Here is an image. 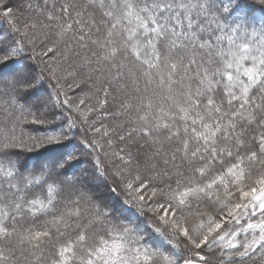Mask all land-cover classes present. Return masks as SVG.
Here are the masks:
<instances>
[{
	"label": "snow or ice",
	"instance_id": "6c2138e0",
	"mask_svg": "<svg viewBox=\"0 0 264 264\" xmlns=\"http://www.w3.org/2000/svg\"><path fill=\"white\" fill-rule=\"evenodd\" d=\"M27 7L0 0V264H264V0Z\"/></svg>",
	"mask_w": 264,
	"mask_h": 264
},
{
	"label": "trees",
	"instance_id": "16d2710c",
	"mask_svg": "<svg viewBox=\"0 0 264 264\" xmlns=\"http://www.w3.org/2000/svg\"><path fill=\"white\" fill-rule=\"evenodd\" d=\"M6 2L8 3V6L12 7L13 12L15 13V19L17 20V25H16L17 27H20L19 23L21 22V20L19 19V16H18L19 11L20 12H24V14H23L24 17L23 18L26 21H29L34 16V12L30 11L28 9V7H27V5L30 2V0H28V1L27 0H6ZM32 2L34 3L35 0H32ZM2 11H3V9L0 8V13H2ZM0 28H3V29H7L8 28L7 20L2 16V14H0ZM69 56H70V58H72V56H74V58L72 60L73 62H79V59H78V57L75 54H69ZM69 56H68V58L66 60L61 61V68L63 70H66L67 69L66 67H68L69 70L68 69L67 70L69 72H74L75 73L74 77H68L67 78L68 83H72L73 81H75V82L80 83V85H81V89L80 90L72 91V90L68 89L67 84L62 82V86L64 87V90L67 92L68 96L70 97V103H73V107H75V104L79 102V99H83V98H85L87 96V97H90V99H86L85 102L87 104H91L92 106H95V103H96V95L95 94H97V89L102 88V87H107L106 84H101L100 83L101 73L100 72H93L90 68H86V67L80 66L79 67L80 69L78 70V74H77V70L75 69V67H73L74 65H73L72 61L69 60L70 59ZM67 64H69V65H67ZM86 71L91 72L92 77L90 76L87 79H82L80 75H83L84 73L86 74ZM91 88H95L94 91H91ZM89 91L92 92V94H90ZM112 95L115 96L116 93H112ZM105 110L110 112V113L117 112L116 101H112L108 105H106V109ZM65 112L68 113V110L65 109ZM68 114L69 115H73L71 113H68ZM92 119H95V115H93V117H90V123L92 122ZM122 120H123V117L113 116V117H109L107 119H104L103 123L108 128L111 129L112 127L122 123ZM97 126H99V123H97ZM39 127L40 126H38V125L37 126H33L32 128H27L26 127L24 129V131L35 135L36 134V129L39 128ZM42 130L43 129H41V131ZM111 139H112L113 147L111 149H107L109 152L118 151L119 147H123V145H120L119 141L116 140L115 136H113ZM101 143L104 144V141H101ZM42 219H46V218H42ZM212 262H213V264H217V262H220L218 260V256L217 255H213Z\"/></svg>",
	"mask_w": 264,
	"mask_h": 264
},
{
	"label": "rangeland",
	"instance_id": "374dc122",
	"mask_svg": "<svg viewBox=\"0 0 264 264\" xmlns=\"http://www.w3.org/2000/svg\"><path fill=\"white\" fill-rule=\"evenodd\" d=\"M27 1H28V0H27ZM19 14H20L21 16H20ZM19 14H18V16H19V19L21 20V22H20L19 24H20V27L22 28V25H23L24 22H26V20L23 18V17H24V15H23L24 12H20V11H19ZM69 58H70V56H69ZM73 58H74V56H72V58H70L69 60L72 61ZM72 63H73V65H74L73 67H75V69L77 70V74H78V70L80 69V68H79L80 66L78 67L79 62H73V61H72ZM67 65H69V64H67ZM66 68L68 69V67H66ZM67 69H66V71L69 72V71H68L69 69H68V70H67ZM80 74H81V73H80ZM80 76H81L82 79H87V78H89L90 76L92 77V74H91V72L86 71V74L84 73L83 75H80ZM88 89H89V88H88ZM94 89H95V88H91V91H94ZM89 90H90V89H89ZM89 93L92 94V92H90V91H89ZM205 254H206V257H207L208 261H210V264H213V262H212L213 255H209V254L207 255V252H206ZM216 255L219 257V254H218V253H217ZM211 258H212V259H211ZM218 260H219V259H218ZM219 263H220V262H217V264H219Z\"/></svg>",
	"mask_w": 264,
	"mask_h": 264
}]
</instances>
